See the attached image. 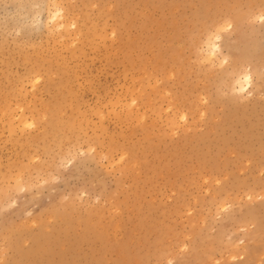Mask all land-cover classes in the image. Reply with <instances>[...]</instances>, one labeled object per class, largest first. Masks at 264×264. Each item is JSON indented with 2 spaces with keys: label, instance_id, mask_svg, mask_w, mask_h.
Returning a JSON list of instances; mask_svg holds the SVG:
<instances>
[{
  "label": "rangeland",
  "instance_id": "rangeland-1",
  "mask_svg": "<svg viewBox=\"0 0 264 264\" xmlns=\"http://www.w3.org/2000/svg\"><path fill=\"white\" fill-rule=\"evenodd\" d=\"M0 264H264V0H0Z\"/></svg>",
  "mask_w": 264,
  "mask_h": 264
},
{
  "label": "bare ground",
  "instance_id": "bare-ground-1",
  "mask_svg": "<svg viewBox=\"0 0 264 264\" xmlns=\"http://www.w3.org/2000/svg\"><path fill=\"white\" fill-rule=\"evenodd\" d=\"M225 3V2H224ZM238 7V6H237ZM232 12V11H231ZM55 15L56 14H54V16L53 17H55ZM250 83V77H248V75H245L244 76V80H241V79H239V80H237V84H238V86L240 87V89L241 90H243L244 88V86L245 85H248Z\"/></svg>",
  "mask_w": 264,
  "mask_h": 264
}]
</instances>
